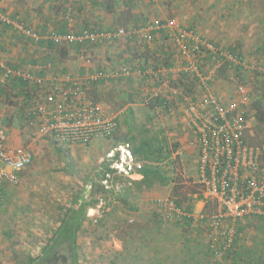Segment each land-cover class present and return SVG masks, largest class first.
I'll return each instance as SVG.
<instances>
[{"label":"rangeland","instance_id":"rangeland-1","mask_svg":"<svg viewBox=\"0 0 264 264\" xmlns=\"http://www.w3.org/2000/svg\"><path fill=\"white\" fill-rule=\"evenodd\" d=\"M1 1L0 8L5 9L3 15L12 22H21L35 32L54 27V18L45 17L41 9L51 10L56 0ZM101 2L71 6L70 16H65L64 11L61 20L66 26L70 23L73 29L75 25L76 29L98 30L102 24L106 31L115 28L130 31L131 25L149 17L174 19L223 50L230 49L241 56L245 68L240 71L223 67L211 85L215 93L229 100L238 83H243L250 94L253 92L254 76L250 67L264 64V0H116L117 12L112 14V20H107L109 13L106 16ZM28 3L31 9L26 7L25 10ZM18 8L26 12L20 14L16 11ZM133 18L137 21L129 25ZM2 24L0 21V61L7 65L40 55L49 57L47 64L51 72L77 75L86 69L88 60L91 70L128 66L133 68V75L122 80L96 81L89 88L95 101L118 116L120 130L114 137L97 140L89 146H62L51 137L32 144L33 162L20 185L9 190L4 201L0 220V264H28L30 258L38 256L58 221L74 205L76 196L83 193L85 186L97 199L88 209L89 214L97 216V221L88 219L77 234L76 264H152V253L162 264H182L183 261L185 264H240L241 258H244L242 264L249 258L250 264H264V219L231 224L235 231L232 243L223 250L222 240L216 237L208 221L202 222L195 233L184 236L181 227L161 219L159 199L182 200L181 205L185 207H193L202 199L196 184L197 148L185 116L186 99L196 97L199 85L188 78L182 80L177 52L164 37L146 43L138 36H123L110 43L88 46L83 51L75 46L70 49L41 46L22 38L14 30L4 31ZM82 52L84 59L80 56ZM12 87L6 86L1 91L4 99L0 102V117L6 122L12 119L13 124L8 127L10 135L21 138L22 144H29L25 135L26 109L34 105L38 94L27 86ZM158 100H165L167 104L159 105ZM131 124L137 132L146 126L164 135L172 149L171 163L164 167L171 182L151 190L133 189L124 201L122 195L116 193L123 186H131L128 179L116 172L107 175L108 180L101 182L107 188L112 187L113 177H122V180H117L114 193L106 196L100 190L98 178L102 164L115 161L118 148L113 147L115 138H121ZM248 125L247 140L254 144L264 141V126L251 116ZM84 193L89 198L88 192ZM207 210L214 211L210 203ZM211 244L220 248V253L209 259L205 254L215 253ZM227 250L231 252L225 254ZM61 251L58 256L66 253ZM188 251L196 255L195 260L187 258Z\"/></svg>","mask_w":264,"mask_h":264},{"label":"built area","instance_id":"built-area-1","mask_svg":"<svg viewBox=\"0 0 264 264\" xmlns=\"http://www.w3.org/2000/svg\"><path fill=\"white\" fill-rule=\"evenodd\" d=\"M93 1L97 0H71L75 3ZM0 20L3 24L14 25L25 38L35 42L48 40L56 46L73 45L83 51L88 46L110 43L123 36H138L151 43L154 41L152 34L160 33L182 59L184 79L199 85L196 97L186 99L185 116L197 148L196 184L200 187L202 199L199 203L203 207L195 210L177 206L175 200L165 198L157 200L159 213L163 220L176 225L188 220L189 228L194 230L208 220L211 230L222 240V250L230 247L232 232H235L232 227H223V222L264 219V141L254 144L246 138L251 94L243 83L235 86L229 100L211 89L221 64L245 68L238 54L223 50L197 31L180 26L174 19L148 21L128 32L123 28L104 32L87 28L48 36H40L7 16ZM80 56L84 59L83 52ZM85 65L83 72L73 75L51 72L49 64L19 67L0 61V102L4 99L3 88L14 82L38 91V100L26 109L25 134L29 144L10 145L9 130L0 117V220L9 189L20 185L22 172L33 162L34 142L51 137L62 146H89L119 132L118 116L93 100L88 90L96 81L130 78L133 68L121 66L94 71L88 60ZM250 70L264 72V65H252ZM115 150L119 153L114 166L111 165L115 172L130 181L140 179L143 165L134 159L129 145H120ZM207 203L214 211L207 213L204 210ZM217 238L213 240L217 241ZM211 247L215 254L220 253V248L213 244Z\"/></svg>","mask_w":264,"mask_h":264},{"label":"trees","instance_id":"trees-1","mask_svg":"<svg viewBox=\"0 0 264 264\" xmlns=\"http://www.w3.org/2000/svg\"><path fill=\"white\" fill-rule=\"evenodd\" d=\"M115 2L116 0H102L101 6L103 7L106 13L114 14L117 12V10H115L116 8L114 7ZM94 4L96 5L95 2ZM133 21L135 22L137 20L133 18L132 20H130L129 24ZM138 26L139 24L135 23L133 27L130 28V30L133 28H137ZM185 29H191V28H185ZM125 31L128 32L129 29H125ZM64 34H67V33L62 32L59 35H64ZM152 35H153V38H155L156 35L161 36L160 33L159 34L153 33ZM38 43H40L41 46L46 45L52 48L57 47V48H62V49H70L69 47H71V46H56L55 44L51 43L48 40H39ZM75 47L80 48L78 46H75ZM170 47L173 51H175L172 46ZM238 56L241 57L240 55ZM176 58L180 60V63H181L180 66L182 67L183 65L182 59L178 55L176 56ZM262 65L264 64H260V66ZM223 67H227L228 69L240 70V71L241 69H244L240 65L229 67L226 63H223L220 65L218 69L219 73H217L216 78L214 79V82L218 79V76L220 75V70ZM250 71L252 75L254 76L253 92L251 93V117H253L254 120L258 124L264 126V72H257L253 70H250ZM183 76H184V73H182L181 77H182V80H185ZM122 79L123 78L118 79V80H122ZM110 80H113V79H110ZM102 81H107V80H100V82ZM191 82L195 83L193 80H191ZM17 85L18 83L14 82L11 85H9V87L13 86L12 88H15V87H20V86L21 87L26 86V84L24 83L19 84L20 86H17ZM88 94L91 96L90 90H88ZM158 101H159V105L165 106V104H167L165 100H158ZM4 122L7 128L9 127V125L13 124V120L10 118L7 120V122L6 120ZM128 127L129 129L121 138H118V137L115 138V143H114L115 146L113 147L116 148L117 146L122 145V144H127V145L130 144L131 146L130 149H131L134 159L136 161L141 162L143 166L140 171V179L135 180V181L129 180V183L131 184V186H123V189H121L119 192L116 193L117 195H122L120 197L122 200L124 199V201L126 200V197L131 195L133 189L137 191L151 190L155 186H166L171 182V179L166 174V170L164 169V167L168 163H171L172 149L169 147L164 135L161 134L160 132H154L152 129L147 128L146 126H142L141 130H139L138 132L135 131L136 129H135L134 124H131ZM117 158H118V152H117L115 159ZM112 161L103 163L101 167V171L99 172V176H100V178H98L100 182L99 187H100L101 192L106 196L107 194L112 195L114 193L113 186L115 185L116 181L122 180V177H118V176L113 177L112 182H111V185H112L111 188H107L106 185H103L101 183L104 180H108L107 175L115 173L116 170L111 168V165L113 163ZM96 176H98V174ZM91 189H93L92 186H91ZM83 190H84L83 193L76 196L74 200V205L71 206L68 209V211L62 216V218L58 221V226L54 230H52L53 232L51 233L50 239L47 241L43 251L38 256L34 258H30L28 260V264H76L77 234L83 228L85 222L88 221V219L90 221H97L96 215H91L88 213V209L91 206L95 205V203L97 202L96 201L97 199L96 200L94 199V197L92 196V191L86 188V186ZM84 192H88L89 198L85 197ZM106 196L104 197L105 200H106ZM90 197H92L94 200H92ZM175 202L177 206H181L182 204V200L175 201ZM208 206H209V203L205 205L204 210H206L207 213H210L207 210ZM161 219H163L162 216H161ZM205 221H208V220H205ZM189 223L190 222L188 220H184L183 224L178 225L179 227L182 228L183 230L182 233L184 236L185 234H189L190 232L195 233V231L199 229L198 228L194 230V229L189 228V225H190ZM61 250L65 251L68 254L65 253L64 255L58 256L60 253H62ZM230 252L231 250H227L225 251V254H229ZM188 255H189L187 256L188 259H193L196 256L194 253H191V251H188ZM205 255L209 257V259H211L212 257H214L213 255H215V253L210 252L209 254H205ZM236 259H238V256L235 255V260ZM251 259L255 260L256 258L252 257ZM243 260L244 258H241L240 264H242ZM250 261L251 260L249 258L246 264H250ZM151 262L152 264H162L157 259V257L156 259H154V253H152L151 255ZM233 263L237 264V262H233ZM182 264H185L184 261L182 262ZM196 264H202V263L196 262Z\"/></svg>","mask_w":264,"mask_h":264},{"label":"crops","instance_id":"crops-1","mask_svg":"<svg viewBox=\"0 0 264 264\" xmlns=\"http://www.w3.org/2000/svg\"><path fill=\"white\" fill-rule=\"evenodd\" d=\"M2 1L0 0V7L2 6ZM86 2H82V3H75V2H71V0H56V2H53L52 4L53 5H55L53 8L51 7V10H49V11H47L46 10V8L44 7V9H41V11L43 12V15L45 16V17H49L50 15L52 16V20H53V18H54V27H50L49 26V31H36L37 33H39L40 34V36H48L49 34H60V33H64V32H66V33H69V32H75V31H77V32H79V31H83V30H85V29H87V28H85V27H83V28H79V29H76L75 28V25H74V29L72 28V25L69 23V24H67V26H66V24H64L65 22L63 21L62 22V18H61V15L62 16H64V11L66 12V15L65 16H69L70 15V12L73 10L72 8H71V6H73V7H76V6H78V5H84ZM5 7V6H4ZM26 7H29L30 9H31V5L28 3V4H26L25 5V10H26ZM103 8V7H102ZM78 9H81V8H79L78 7ZM4 8L2 7V8H0V19H1V17L2 16H6V15H3L4 13H2V12H4ZM104 10V9H103ZM17 12H19L20 14L23 12V13H25L26 11H22V10H20L19 8H18V10H16ZM38 11V10H37ZM33 12L35 13L36 12V10H33ZM54 14V15H53ZM106 16H107V13H106ZM8 17V16H7ZM20 17V16H19ZM82 17H83V15H82ZM108 18H109V20H112V13H110L108 16H107V20H108ZM62 19V20H61ZM60 20V22H57V21H59ZM152 20H162V19H159V18H155V17H149V19H144L143 21H141L140 23H137V24H139V25H142L143 23H146V22H148V21H152ZM165 20H170V19H165ZM1 21V20H0ZM37 22V21H36ZM16 23H19V24H22L23 25V23H21V22H16ZM61 23V24H60ZM107 23H110V22H107ZM58 24V25H57ZM59 24H60V26H59ZM105 25L106 26H108L106 23H105ZM130 25V24H129ZM23 26H25V25H23ZM58 26V27H57ZM25 27H28L29 28V26H25ZM35 27V26H34ZM68 27V28H67ZM102 27H104V25H102V24H99V26L97 27L98 28V31H106V30H108V29H105V28H102ZM110 27V26H109ZM108 27V28H109ZM131 27H133L132 25H131ZM2 28L4 29V31H7L8 29H11V30H14L15 32H17L19 35H21L22 36V38L24 37L19 31H17L16 30V28L14 27V25H8V24H2ZM85 28V29H84ZM41 29V28H40ZM92 29V28H91ZM35 30V29H34ZM37 30V29H36ZM44 30V29H43ZM48 30V29H47ZM159 38H161V36H159V35H156L155 36V39H159ZM32 41V40H31ZM33 42H34V40H33ZM213 43V42H212ZM213 44H215V43H213ZM216 46H217V44H215ZM219 47V46H218ZM226 51H232V50H230V49H225ZM27 56H29V55H27ZM8 57H11L10 55H8ZM5 59V58H4ZM3 59V60H4ZM49 59V57H40V55H38V57L36 56V58H24V59H21V60H19V61H13V63H12V65H9V66H26V65H29V64H38V65H47V60ZM6 60V59H5ZM7 61V60H6ZM14 62H16V63H14ZM15 64H18V65H15ZM47 68V67H46ZM81 72H83V71H81ZM62 73V72H61ZM26 135V134H25ZM9 143H10V145H13V146H16V145H19V144H22L23 143V140L21 139V138H19V137H17V136H11L10 135V139H9ZM25 171L26 170H24L23 172H22V175H21V180H22V178H23V175H24V173H25ZM12 189V188H11ZM11 189H9V190H11ZM6 199V198H5ZM193 208L195 209V210H200L201 209V204L199 203V202H196V204L195 205H193ZM246 220H258V219H246ZM262 220V219H261ZM158 221V223L159 224H161V222L159 221V220H157ZM229 223V225H227L226 224V222H223V226L226 224L227 225V227L228 228H230V226H231V224H232V226L236 223H234V222H228ZM176 225V224H175ZM225 225V226H226ZM156 226V225H155ZM177 226V225H176ZM233 228V227H232ZM157 230V229H156Z\"/></svg>","mask_w":264,"mask_h":264}]
</instances>
